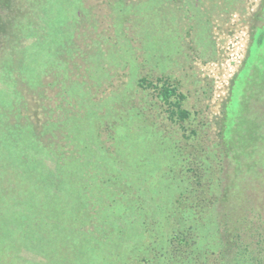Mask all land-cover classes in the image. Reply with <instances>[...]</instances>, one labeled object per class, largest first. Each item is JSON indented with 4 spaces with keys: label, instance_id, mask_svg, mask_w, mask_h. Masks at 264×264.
Segmentation results:
<instances>
[{
    "label": "rangeland",
    "instance_id": "374dc122",
    "mask_svg": "<svg viewBox=\"0 0 264 264\" xmlns=\"http://www.w3.org/2000/svg\"><path fill=\"white\" fill-rule=\"evenodd\" d=\"M263 163L264 0H0V264H259Z\"/></svg>",
    "mask_w": 264,
    "mask_h": 264
},
{
    "label": "trees",
    "instance_id": "16d2710c",
    "mask_svg": "<svg viewBox=\"0 0 264 264\" xmlns=\"http://www.w3.org/2000/svg\"><path fill=\"white\" fill-rule=\"evenodd\" d=\"M174 92H175V89L174 88L169 87V86H166V87H163L160 90V95H161V97L163 99H165V101H168L169 100L168 98L170 96L177 97V95H180V94H177V93H174ZM178 99L179 98H177V100L175 101L176 102L175 107L170 108V114H171V116H175V117H177L179 119L180 118L184 119L186 117V112L181 109ZM10 162H13V158H12V160ZM6 164H8V163H6ZM7 169L8 168H4L3 167L2 170H7ZM254 172H255V170L251 169L248 173H246L245 175H243L241 177H244L246 175L255 176V173ZM75 173H76V171H75ZM19 179L20 178H16V181L19 180ZM22 181H24L27 186L30 183H33L34 182V180L29 181V179H27V178L25 180L22 179ZM26 189H27V187H22L21 190L24 191ZM24 192H26V191H24ZM51 196H52V194L48 195V197H50V199H51ZM246 201L248 202L249 200H246ZM247 202H243L242 203L243 210L240 211V217L238 216L240 218V221L239 220H237V221L234 220L232 222V224H234L235 221L236 222H241L243 224L242 230H241L242 231V234L240 236L241 239H242L241 241H240V238L238 237V234H237V246L238 247H240L239 244H242L241 242H243L244 246H245L246 243L249 244L251 242V243H253L251 246L252 247H255V246H257V244H256V242H252V238H254L255 236H257V231H261V234L264 235V222H262L261 225L258 224V226H254L255 223L257 222V214H264V208H258V206L257 207H254V208H252L253 206H250L248 208V206H246V203ZM58 209H60V208H58ZM52 218H51L52 220H50L49 222H47L45 224H42V225H36V223L33 220L31 222H29L27 220H25L23 222L24 223H28V224H26V225H28V227H25V228H28L30 231L34 230L37 226H42L44 228V233L47 234V239H48L47 242H48L49 240H54V239H50L49 236H52V235L58 234L60 232H63V229H64V225L59 224V221L57 220V217L55 218V215L52 216ZM78 221L80 222L81 219H79ZM78 225H79L78 223H76L75 225H72L70 227V229L67 228V230H64L63 233L68 234V230L69 231H73L72 229H74V228L76 229L78 227ZM66 227H67V225H66ZM255 227H257V228H255ZM19 228L22 229V225H20ZM44 233L42 232V234H44ZM48 243H51V241H49ZM67 243L73 244L74 242H67ZM50 253H52V252H50ZM52 254L54 255V257H60V255H62L63 256L62 257L63 259H64V256H65V258L67 260H71V258H72L71 257L72 254H70V252H65L64 251V252H60L58 254H55V253H52ZM259 264H264V257L259 260Z\"/></svg>",
    "mask_w": 264,
    "mask_h": 264
}]
</instances>
